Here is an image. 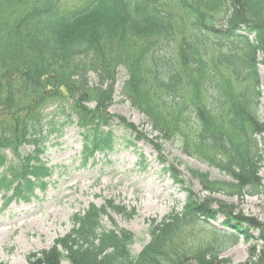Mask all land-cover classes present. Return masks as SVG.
<instances>
[{"label": "trees", "instance_id": "1", "mask_svg": "<svg viewBox=\"0 0 264 264\" xmlns=\"http://www.w3.org/2000/svg\"><path fill=\"white\" fill-rule=\"evenodd\" d=\"M260 67L264 0H0L6 204L29 203L37 189L45 191L52 173L42 160L46 141L73 125L84 165L114 150L118 124L136 141L154 144L181 188L183 166L208 193L197 198L184 189L181 210L148 223L149 242L137 255L134 235L114 221V215L132 219L136 209L114 200L90 204L48 250L28 254L27 264H231L221 255L240 239L250 245L239 264H264V222L213 197L264 194ZM121 70V96L145 118L150 134L110 113ZM165 143H176L183 156L220 178L180 160L169 164ZM218 218L219 226L209 223ZM195 229L209 234L190 241Z\"/></svg>", "mask_w": 264, "mask_h": 264}, {"label": "rangeland", "instance_id": "2", "mask_svg": "<svg viewBox=\"0 0 264 264\" xmlns=\"http://www.w3.org/2000/svg\"><path fill=\"white\" fill-rule=\"evenodd\" d=\"M262 75V69L260 70ZM124 71L119 72L115 105L112 114H119L132 122L139 131L149 132L145 119L128 102L119 97L124 81ZM259 115L264 121V98ZM116 146L104 157L99 155L95 162L83 166L80 161L81 140L75 128H66L62 136L52 135L46 141L43 160L53 168L47 180L45 192H36L31 203L13 202L4 212L0 211V262L26 264V256L33 251L49 248L53 241L66 234L70 217L85 210L89 204L101 205L105 199H114L126 206L136 207L137 216L131 220L115 217L120 228L130 230L136 242L133 252L138 254L149 242L148 222L160 220L173 208L180 210L185 202V193L163 173L157 163V153L146 143L128 145L130 134L116 126ZM144 158V168L140 164ZM10 157V156H9ZM165 157L171 162L176 159L202 171H209L214 179L219 173L182 156L176 143L165 144ZM183 172L184 188L198 197H206L200 185ZM264 184V165L260 173ZM216 201H223L235 211H243L264 222V194L237 200L223 195H213ZM3 200L0 195V209ZM215 208V205H213ZM221 219L214 224H220ZM207 231L195 229L189 240L208 236ZM256 234V233H254ZM249 243H239L222 254L231 264L244 262L248 256Z\"/></svg>", "mask_w": 264, "mask_h": 264}]
</instances>
